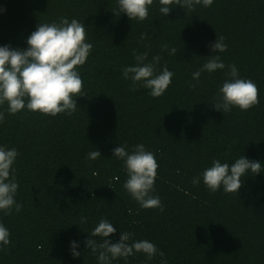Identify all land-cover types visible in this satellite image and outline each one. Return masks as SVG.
<instances>
[{
	"label": "trees",
	"instance_id": "obj_1",
	"mask_svg": "<svg viewBox=\"0 0 264 264\" xmlns=\"http://www.w3.org/2000/svg\"><path fill=\"white\" fill-rule=\"evenodd\" d=\"M0 6L6 9L0 46L23 49L38 23L62 17L83 22L93 43L79 69L85 96L77 97L72 115H10L7 104L0 108V145L19 153L16 200L23 205L19 213H0L11 241L0 264H97L84 241L102 218L114 223V242L121 231L130 232L153 242L168 264H264V178L249 176L238 196L210 193L202 181L192 185L213 159L243 155L264 163V0H214L209 8H175L163 18L157 2L143 22L115 18V0H0ZM220 37L228 45L220 54L224 63L258 86L260 102L248 111L212 107L227 68L203 73L190 87L192 73L213 55L210 45ZM165 44L178 50L176 56L162 51ZM134 51H149V60L160 55L158 67L174 73L162 97L132 91L122 78V68L135 63ZM139 143L157 159L155 194L163 213L142 209L129 195L123 162L112 157L115 147L131 151ZM94 150L101 158L89 161ZM82 216L88 223L80 224ZM74 240L81 252L75 259L69 250ZM113 264H160V257L148 261L137 254Z\"/></svg>",
	"mask_w": 264,
	"mask_h": 264
},
{
	"label": "clouds",
	"instance_id": "obj_2",
	"mask_svg": "<svg viewBox=\"0 0 264 264\" xmlns=\"http://www.w3.org/2000/svg\"><path fill=\"white\" fill-rule=\"evenodd\" d=\"M158 2V11L163 17L175 8L194 12L197 6L209 8L214 0H115L111 13L117 19L122 15L130 21L143 22L148 19L150 9ZM6 11L0 6V14ZM86 26L76 18L62 17L58 22L38 23L28 36L26 47L13 48L0 46V108L7 104V113L16 115L29 111L43 116L56 117L58 114L72 115L77 111V97H84L83 79L79 71L93 50L88 40ZM146 38V37H142ZM228 45L223 37L216 38L210 45L213 53L198 70L192 73L190 87L195 89L203 73L209 74L227 68L228 77L219 88L216 103L212 106L222 113H230L233 108L248 111L259 104L258 86L250 79L240 76L236 65H226L220 54L227 51ZM162 51L176 56L177 49L163 45ZM135 63L122 68V78L131 82L132 91L140 88L148 90L153 98L162 97L172 84L174 73L167 66L158 67L162 57L152 56L149 51L133 52ZM5 121V111H0V125ZM19 153L16 148L0 145V213L12 215L19 213L23 205L16 195L19 184L15 177V164ZM116 160L123 162L127 179L124 188L142 209H159L164 206L155 194L158 162L155 154L148 151L143 143L129 151L127 145H119L113 150ZM101 158L98 150L90 151L87 159L96 161ZM264 178V163L252 161L239 155L231 162L213 159L211 166L192 179V185L199 186L201 181L210 193L223 190L226 194L238 196L239 190L249 177ZM114 176V181H119ZM185 195H188L186 192ZM88 223V217H81L80 224ZM117 229L106 218L99 220L84 241L85 250L96 255L97 264H113L116 260H127L143 254L148 261L160 257V264H168L165 253L149 240H135L133 234L121 231L119 240L114 242ZM10 231L0 222V252L10 244ZM78 241H70L72 257L79 258L81 252Z\"/></svg>",
	"mask_w": 264,
	"mask_h": 264
}]
</instances>
